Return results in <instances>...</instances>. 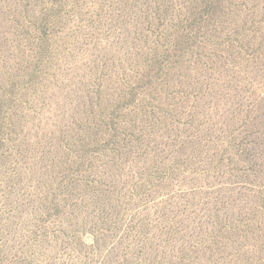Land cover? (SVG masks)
Masks as SVG:
<instances>
[{
	"label": "rangeland",
	"instance_id": "374dc122",
	"mask_svg": "<svg viewBox=\"0 0 264 264\" xmlns=\"http://www.w3.org/2000/svg\"><path fill=\"white\" fill-rule=\"evenodd\" d=\"M0 264H264V0H0Z\"/></svg>",
	"mask_w": 264,
	"mask_h": 264
}]
</instances>
